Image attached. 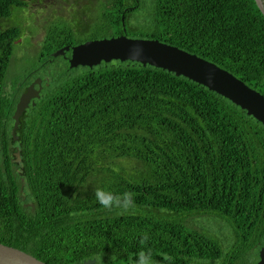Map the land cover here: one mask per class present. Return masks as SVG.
I'll return each mask as SVG.
<instances>
[{"label":"trees","instance_id":"trees-1","mask_svg":"<svg viewBox=\"0 0 264 264\" xmlns=\"http://www.w3.org/2000/svg\"><path fill=\"white\" fill-rule=\"evenodd\" d=\"M86 1L44 32L36 25L34 35L12 18L27 3L0 0V243L47 264L99 256L103 264H134L141 251L158 264H256L264 244V126L164 69L118 60L69 68L51 54L120 35L158 40L264 96V5ZM19 58L34 61L32 69L9 81ZM35 77L43 88L13 140L12 114ZM96 188L130 192L133 205L105 209Z\"/></svg>","mask_w":264,"mask_h":264},{"label":"water","instance_id":"water-1","mask_svg":"<svg viewBox=\"0 0 264 264\" xmlns=\"http://www.w3.org/2000/svg\"><path fill=\"white\" fill-rule=\"evenodd\" d=\"M255 1L258 7L262 9L260 0ZM65 52H70L67 58L69 68L93 67L102 62L109 63L116 60L121 62L132 61L141 63L143 66L148 64L155 68L164 69L174 73L175 76L186 77L229 99L264 126V96L262 94L245 85L228 71L175 46L158 40L127 39L124 35H120L89 40L71 47L65 46L53 52L51 56L65 57ZM35 86L38 89H35ZM41 89V79L37 78L20 94L12 114L13 128L11 134L13 140L17 139L14 133L18 127L20 116L29 104L35 105L33 100L39 98ZM15 156L18 161L19 155L15 153ZM258 255L259 262L257 264H264V244ZM93 263L94 261L84 262V264ZM0 264L47 263L19 249L0 243Z\"/></svg>","mask_w":264,"mask_h":264},{"label":"rangeland","instance_id":"rangeland-1","mask_svg":"<svg viewBox=\"0 0 264 264\" xmlns=\"http://www.w3.org/2000/svg\"><path fill=\"white\" fill-rule=\"evenodd\" d=\"M23 1L27 3L26 9L23 10L20 9L22 14L19 15L17 13H14V15L12 14L13 15L12 18L14 19L13 22L16 21L20 24H23L24 27H26V29L29 28L34 33V35L37 33L36 25L41 28L42 32H44V28L50 24L48 22H54L57 17H62V16L72 17V13L70 11L75 12L77 10H81L82 9L81 5L82 4L84 5L87 2L86 0H23ZM74 2L75 4H73ZM63 19L65 20V22L71 21L66 18ZM22 38H23V31H22ZM130 38L138 39V37H130ZM81 40L83 41L82 36H81ZM37 41L39 40L38 39L35 40L36 45L39 44L37 43ZM20 57H22V55H20ZM33 62L34 61L23 63L22 65L21 59L19 58L20 65L14 66L12 60L8 70L9 81H12L14 79L17 80V78L28 73L30 69H32L31 65Z\"/></svg>","mask_w":264,"mask_h":264},{"label":"clouds","instance_id":"clouds-1","mask_svg":"<svg viewBox=\"0 0 264 264\" xmlns=\"http://www.w3.org/2000/svg\"><path fill=\"white\" fill-rule=\"evenodd\" d=\"M260 2L262 5L261 0ZM94 196L95 199L99 202V204L102 205L103 208L108 210H111L113 207H116L126 211L133 205V200H132L133 194L130 192H125L122 196H117V195H113L109 191L96 188L94 190ZM147 239L148 237L147 235H145L140 241L141 245H143ZM165 259L170 260L171 258L166 257ZM88 261H94L95 264H103L102 256L89 258ZM134 264H158V262L152 260L151 252L146 253L144 251H141L137 254V259L135 260Z\"/></svg>","mask_w":264,"mask_h":264},{"label":"flooded vegetation","instance_id":"flooded-vegetation-1","mask_svg":"<svg viewBox=\"0 0 264 264\" xmlns=\"http://www.w3.org/2000/svg\"><path fill=\"white\" fill-rule=\"evenodd\" d=\"M261 1H262V3H263L262 5H264V0H261ZM66 53H69V54H70V52H66ZM66 53H65V54H66ZM69 54H68V56L65 55V57H64L65 60H66V62H67V58L69 57ZM46 61H47V62H50L51 60H46ZM38 78H39V77H38ZM35 79H37V77H35V78H33V79L30 80V82H29V83L27 84V86L25 87L24 91L26 90V88H27V87H28V86H29V85H30ZM40 79H42V78H40ZM45 79H46V78H45ZM42 82H43V80H41V83H42ZM41 87L43 88L42 84H41ZM35 89H38V87L35 86ZM24 91H23V92H24ZM23 92H22V93H23ZM40 92H41V91H40ZM40 92H39V96H40ZM33 101H34V100H33Z\"/></svg>","mask_w":264,"mask_h":264},{"label":"bare ground","instance_id":"bare-ground-1","mask_svg":"<svg viewBox=\"0 0 264 264\" xmlns=\"http://www.w3.org/2000/svg\"><path fill=\"white\" fill-rule=\"evenodd\" d=\"M127 39H130V38L127 37ZM262 246H263V245H262ZM260 249H261V248H260ZM259 251H260V250H259ZM258 254H259V253H258ZM258 262H259V260H258ZM258 262H257V263H258ZM257 263H256V264H257Z\"/></svg>","mask_w":264,"mask_h":264}]
</instances>
